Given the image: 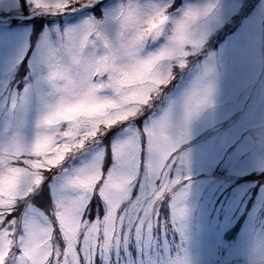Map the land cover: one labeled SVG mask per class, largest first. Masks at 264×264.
<instances>
[{"label":"snow or ice","instance_id":"snow-or-ice-1","mask_svg":"<svg viewBox=\"0 0 264 264\" xmlns=\"http://www.w3.org/2000/svg\"><path fill=\"white\" fill-rule=\"evenodd\" d=\"M26 3L47 18L39 23L67 27L57 32L56 42L45 37L38 44L35 66L42 72L34 83L22 93L16 91L14 78L0 84V108H7L12 119L34 91L44 101L34 140L26 141L10 119L8 135L0 141V264H133L126 253L130 243H153L157 232L166 239L160 218L166 196L172 198L173 220L184 214L178 166L185 163L179 149L187 132L173 147L161 150L154 131L169 118L171 108L158 118L152 113L176 78L173 64L184 69L204 37L194 38L178 25L163 47L142 54L163 34L168 6L145 8L138 0H121L115 8L103 0ZM210 11L190 7L182 18L201 20ZM100 12L103 20L93 15ZM160 14L167 17L164 24L138 45L140 61L152 62L151 71L144 72L145 86L121 85L110 73L97 70V60L106 62L110 53L121 54L127 46V36L113 30L112 21H142ZM136 31L142 29H131ZM70 57L81 64L73 65ZM56 65L87 79L101 111L87 117L65 114L59 94L43 88H49V69Z\"/></svg>","mask_w":264,"mask_h":264},{"label":"rangeland","instance_id":"rangeland-1","mask_svg":"<svg viewBox=\"0 0 264 264\" xmlns=\"http://www.w3.org/2000/svg\"><path fill=\"white\" fill-rule=\"evenodd\" d=\"M120 2L109 1L112 8ZM176 2L138 0L145 8L168 6L169 15L163 34L146 45L142 54L163 47L175 21L188 8L203 10L211 7L209 15L202 17L196 26L198 35L204 37L202 45L188 57L184 69L173 64L176 78L165 90L163 100L156 105L152 115L158 118L164 111L172 109L209 61L216 67L214 103L191 122L181 144L196 142V145L182 151L186 153V163L178 166L180 187L185 191L179 205L184 209L181 218L173 220L172 198L169 197L168 213L174 228H168L172 232L169 239L174 238V233L178 235L175 238L180 240L177 246L182 255H170L168 232L161 242L156 241V237L150 244L134 242L135 253L131 252L129 245L126 253L133 264H264V259L257 254L258 244L264 243V184L256 194L240 231L236 225V214L241 215L245 211L252 196L251 183L244 185L239 179L253 171L264 170V0ZM10 3L14 6L10 7ZM31 13L26 0H0L1 17L18 15L15 19L0 18V84L14 78L15 89L20 93L42 72V68L35 66L38 44L45 37L56 42L57 32L67 27L42 24L34 31L32 25L23 24L24 16ZM100 14L96 13V19L103 20L104 13ZM34 40L37 41L35 45L31 43ZM22 54L23 59L20 60ZM22 61H27L29 68L25 75H22V70L19 72L18 66ZM26 76L28 80L24 79ZM43 88L45 92L50 91L47 85ZM48 99L51 102V98ZM43 108L44 101L35 91L27 105L15 113L16 119L9 116L7 108H0V141L8 135L6 128L10 119L26 141L34 140L36 123ZM220 163H223L224 171L216 173L214 169ZM176 174L174 170L172 178ZM161 218L166 222L163 216ZM226 231L233 236L229 241L224 236ZM160 247L166 249L168 262H155L164 257Z\"/></svg>","mask_w":264,"mask_h":264},{"label":"clouds","instance_id":"clouds-1","mask_svg":"<svg viewBox=\"0 0 264 264\" xmlns=\"http://www.w3.org/2000/svg\"><path fill=\"white\" fill-rule=\"evenodd\" d=\"M167 17L162 14L155 17H146L142 21L121 22L119 19L112 21L118 32L127 36V46L121 54L110 53L108 60L96 63L100 65L98 71L110 73L112 79L121 85L142 87L146 85L144 72L151 71L152 62H141L138 56V45L143 37L160 28ZM200 20L180 18L176 20L171 34H175L177 26L186 28L194 38L199 37L196 26ZM135 27L142 31L131 32ZM131 33V34H129ZM123 57V58H122ZM73 65L81 64L77 57H70ZM105 63L107 66H105ZM86 71V68L83 69ZM50 91L58 93V103L67 115L73 117H87L101 111L102 105L92 99L95 89L89 87L87 79H80L69 74L63 65L52 66ZM216 73L215 64L211 61L204 64L199 74L194 77L189 87L171 109L169 118L162 122L154 131L156 144L161 150H167L179 142L184 133H188L191 122L206 108L214 103ZM180 151V150H179ZM184 155L186 163V153ZM257 254L264 259V243L257 246Z\"/></svg>","mask_w":264,"mask_h":264}]
</instances>
